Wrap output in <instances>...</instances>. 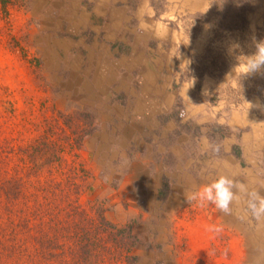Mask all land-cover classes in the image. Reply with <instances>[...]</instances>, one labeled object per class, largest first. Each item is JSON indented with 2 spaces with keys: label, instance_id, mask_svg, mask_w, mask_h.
<instances>
[{
  "label": "rangeland",
  "instance_id": "rangeland-1",
  "mask_svg": "<svg viewBox=\"0 0 264 264\" xmlns=\"http://www.w3.org/2000/svg\"><path fill=\"white\" fill-rule=\"evenodd\" d=\"M260 42L264 0H0V264H75L83 214L98 264H264ZM220 176L230 214L189 200Z\"/></svg>",
  "mask_w": 264,
  "mask_h": 264
},
{
  "label": "trees",
  "instance_id": "trees-1",
  "mask_svg": "<svg viewBox=\"0 0 264 264\" xmlns=\"http://www.w3.org/2000/svg\"><path fill=\"white\" fill-rule=\"evenodd\" d=\"M41 153L45 154L44 151H40V153L37 154V156L35 158H38V155H39V157L41 159H43L45 162H48L47 157L43 156ZM233 155L237 160L241 161L240 152L238 149L234 150ZM54 159H55V157H54ZM1 192L4 194L6 199H9L10 197H14V195L16 194L15 186L8 183L7 185H5L4 189ZM161 196L163 197L164 195H161ZM74 208H76V207H74ZM76 212H78L77 216H79V214H80L79 211L76 210ZM83 215H84V217L81 216L78 218H80V219L83 218L81 220V223L84 222L83 221L84 219L87 220L86 223L89 224L88 225L89 227L87 228L88 231H87V234H85L84 238H81V240H83L82 242L79 241V237H77V239H73L71 245L72 246L74 245L75 249L70 251V256L73 258L72 260L75 259V264H93V263H95L92 261H96L97 264L101 263L103 261H98V259L96 258V256H97L96 253H92L90 251H87V250H85L84 247L87 246L86 244H90L91 246H93L95 244V242L99 241V239L93 238V237H96L98 234H101V233H106L107 230L109 229V227L111 229L112 228L115 229V227H113L112 225L107 223L102 214H98L95 219H91V217H87L85 214H83ZM77 223H79V222H77ZM56 235H58V233H56ZM108 235H109V237L110 236L112 237L111 233H108ZM55 238H57V236L54 235V241H56ZM59 238H62V237H59ZM111 240H112V244L115 246L116 249H121L122 251H125L126 254H129V250L134 248L135 245H137V241H136L135 237L133 236L132 230L130 227H128V229L126 231V237L123 238V240L125 242L124 241H118L116 239L115 240L111 239ZM56 243H57V241L53 242V239L51 240V239H45L44 238V239L40 240V243L38 244V247L36 248L37 250L34 254L35 260L37 259L38 262L43 260L45 263H42V262H40V263L50 264L52 259L57 258L55 250H56L58 244H56ZM10 246H12V245H10ZM49 246H52V248H51L52 251L51 250L47 251L45 249V248H48ZM142 246L144 248V243ZM80 249H82V253L80 252ZM5 250L8 251L9 249L5 248ZM105 254H106V257L107 256L110 257L112 255V251H110L109 253L107 252ZM118 255H119V253H118ZM102 259L105 260L106 258L102 255ZM125 262H126V260H125Z\"/></svg>",
  "mask_w": 264,
  "mask_h": 264
},
{
  "label": "clouds",
  "instance_id": "clouds-1",
  "mask_svg": "<svg viewBox=\"0 0 264 264\" xmlns=\"http://www.w3.org/2000/svg\"><path fill=\"white\" fill-rule=\"evenodd\" d=\"M256 48L255 54L248 58V73L259 72L264 69V42L257 44ZM214 150L218 152L219 148L216 147ZM238 191H246L245 186L226 176H220L217 180L204 186L199 192L192 194L189 200L198 199L202 205L204 202L211 203L221 212L230 214V205L237 199ZM248 196V208L252 215L257 219L264 216V196L257 192L248 193ZM213 230L219 232L221 229L215 228Z\"/></svg>",
  "mask_w": 264,
  "mask_h": 264
}]
</instances>
